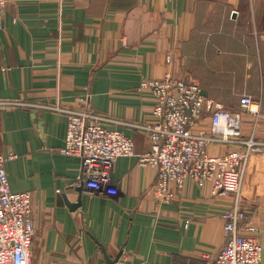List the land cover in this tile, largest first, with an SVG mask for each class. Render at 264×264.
<instances>
[{
    "label": "crops",
    "instance_id": "0c3cea01",
    "mask_svg": "<svg viewBox=\"0 0 264 264\" xmlns=\"http://www.w3.org/2000/svg\"><path fill=\"white\" fill-rule=\"evenodd\" d=\"M166 74L229 108L252 96L260 114L243 113V133L264 140V0H8L0 152L16 154L5 164L12 189L31 194V264H107L100 244L112 258L123 249L116 264H212L234 196L188 180L161 203L152 192L157 169L138 163L151 142L136 125L159 120L157 98L140 83ZM88 101L134 140L136 155L115 162V194L84 183L79 190L82 160L60 151L69 120L62 109ZM200 126L210 127L209 116ZM240 204L242 230L258 237L264 264V151L248 161Z\"/></svg>",
    "mask_w": 264,
    "mask_h": 264
},
{
    "label": "built area",
    "instance_id": "2783aa9c",
    "mask_svg": "<svg viewBox=\"0 0 264 264\" xmlns=\"http://www.w3.org/2000/svg\"><path fill=\"white\" fill-rule=\"evenodd\" d=\"M7 2L0 0V18ZM140 87L150 89L158 100L154 113L159 120L136 125L151 142L150 151L139 155L138 163L157 169L154 196L161 203H169L188 180L200 186L210 183L215 195L232 194L234 205L222 215L225 244L212 264H263V247L258 237L242 230L246 213L240 204L248 161L264 151V140L254 132L244 135L243 113L259 116L260 103L245 94L239 108H229L206 96L198 83L171 74L145 79ZM62 110L68 112L69 120L60 151L81 158V180L91 192L115 194V162L121 156L136 155L133 138L122 129L110 128L106 122L111 119L94 110L89 101L81 108ZM207 116L208 129L200 126ZM211 144H227L231 149L212 154L208 150ZM15 157L16 154L5 156L0 152V264H31L36 233L31 194L12 189L5 166L8 159Z\"/></svg>",
    "mask_w": 264,
    "mask_h": 264
},
{
    "label": "water",
    "instance_id": "95a60500",
    "mask_svg": "<svg viewBox=\"0 0 264 264\" xmlns=\"http://www.w3.org/2000/svg\"><path fill=\"white\" fill-rule=\"evenodd\" d=\"M83 186H84V184H83V182H81V186L79 187V190H83ZM81 203H82L81 200H79L77 203L72 204V207H73V208H75V207L77 208V207H79V206L81 205ZM100 245H101V249H102V252H103L104 257H105V259H106L107 264H116V263H118V261H119L120 258H121V255H122V253H123V249H121V250L116 254V256H115L114 258H112V257L109 256V254H108L106 248H105L102 244H100Z\"/></svg>",
    "mask_w": 264,
    "mask_h": 264
}]
</instances>
